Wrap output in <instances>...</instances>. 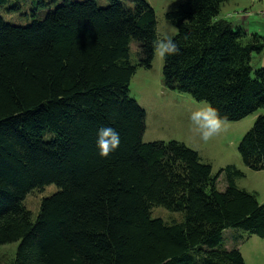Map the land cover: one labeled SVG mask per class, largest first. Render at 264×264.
I'll return each mask as SVG.
<instances>
[{"label":"trees","instance_id":"1","mask_svg":"<svg viewBox=\"0 0 264 264\" xmlns=\"http://www.w3.org/2000/svg\"><path fill=\"white\" fill-rule=\"evenodd\" d=\"M106 1L31 0L23 25L0 15V245L19 243L11 264H245L224 232L264 238V203L236 186V166L213 174L180 141L143 142L146 112L130 82L152 66L155 11L146 0ZM228 1L179 0L167 11L179 51L163 59V83L238 121L264 108V67L251 64L264 38L217 18ZM104 127L120 140L107 157L97 147ZM238 149L264 169V113ZM52 184L33 219L24 200ZM154 207L181 219L153 218Z\"/></svg>","mask_w":264,"mask_h":264},{"label":"rangeland","instance_id":"2","mask_svg":"<svg viewBox=\"0 0 264 264\" xmlns=\"http://www.w3.org/2000/svg\"><path fill=\"white\" fill-rule=\"evenodd\" d=\"M106 4V0H98ZM154 9L156 16L157 35L162 38L164 33L175 35L176 28L166 19V13L179 0H146ZM48 6H52L49 4ZM31 0H8L0 5V15L16 25H23L31 21ZM45 9H41L43 11ZM217 18L232 23H241L248 33H258L264 38V0H229L225 2ZM130 60L137 62V46L132 42ZM251 64L254 68L264 67V50L259 54H252ZM163 59L154 54L151 68L140 67L130 82V96L146 112V129L143 142L177 140L198 152L203 161L210 163L213 174L221 168L234 165L243 173L236 178V186L258 194V200L264 203V169L253 170L245 165L238 146L245 133L253 126L257 117L264 113L260 108L252 114L238 121H228L227 131L214 136L208 141L193 136L191 132V112L203 105L205 101L195 100L189 93H181L165 87L163 83ZM227 180L221 174L217 187L224 190ZM52 184L42 190L30 192L24 204L35 219L40 203L57 190ZM153 218H162L164 221H178L181 214L170 212L163 207H154L151 210ZM18 242L0 245V264H11L16 256ZM239 246L248 264H264V238L249 235L233 228L224 232V246ZM246 264V263H245Z\"/></svg>","mask_w":264,"mask_h":264},{"label":"clouds","instance_id":"3","mask_svg":"<svg viewBox=\"0 0 264 264\" xmlns=\"http://www.w3.org/2000/svg\"><path fill=\"white\" fill-rule=\"evenodd\" d=\"M153 50L156 56L164 59L169 55L176 54L179 48L174 35L165 32L162 38L158 37L153 42ZM190 121L193 136H198L203 141H208L227 131V117L222 116L219 110L208 102H204L202 106L191 112ZM97 137V147L102 157H107L119 147V134L111 127L99 129Z\"/></svg>","mask_w":264,"mask_h":264},{"label":"crops","instance_id":"4","mask_svg":"<svg viewBox=\"0 0 264 264\" xmlns=\"http://www.w3.org/2000/svg\"><path fill=\"white\" fill-rule=\"evenodd\" d=\"M240 251H241V249H240ZM242 253V252H241ZM242 256H243V258H244V261H246V259H245V256H244V254L242 253ZM246 264H248L247 262H245Z\"/></svg>","mask_w":264,"mask_h":264}]
</instances>
